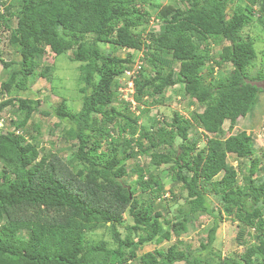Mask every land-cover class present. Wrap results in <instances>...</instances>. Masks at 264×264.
I'll list each match as a JSON object with an SVG mask.
<instances>
[{"label": "trees", "instance_id": "1", "mask_svg": "<svg viewBox=\"0 0 264 264\" xmlns=\"http://www.w3.org/2000/svg\"><path fill=\"white\" fill-rule=\"evenodd\" d=\"M156 1L0 0V25L15 19L8 41L17 50L14 59L0 56L5 70L17 66L0 81V120L8 106L22 114L10 123L13 129L0 128V264H264V174L251 133L233 129L264 92L256 84L264 73L248 71L257 54L254 40L241 33L255 20L264 26V0H232L228 9L230 0H169L155 15L159 29L144 42L149 13L141 7ZM104 43L126 55L104 53ZM46 50H70L71 61L80 63L78 111L63 97L56 104L44 101L43 108L40 99L22 96L38 76L50 80L52 65H40ZM262 54L264 65V48ZM172 63L177 70L164 71ZM127 69L134 70L136 113L116 91ZM203 69L214 75L213 83ZM179 83L183 96L204 104L195 124L178 112L163 124L161 115L140 105H149L150 96L162 102ZM35 111L56 117L54 128L75 142L74 151L41 152L38 126L28 137L21 130ZM138 154L147 156L145 164L135 160ZM228 154L238 159L239 170ZM162 172L185 190L171 216L156 209L165 191ZM207 192L216 196V206ZM125 211L132 223H123ZM201 216L212 221L198 251L174 243L137 252L147 243L178 238L199 226ZM225 217L239 221L241 248L222 257L213 242Z\"/></svg>", "mask_w": 264, "mask_h": 264}, {"label": "rangeland", "instance_id": "2", "mask_svg": "<svg viewBox=\"0 0 264 264\" xmlns=\"http://www.w3.org/2000/svg\"><path fill=\"white\" fill-rule=\"evenodd\" d=\"M167 1L169 0H157L150 5H143L141 7L149 13L148 20L143 21L142 19V26L144 28V30L142 31V37L144 42H146L148 39L147 33L156 32L159 29V24L156 20L155 15L159 11L160 7ZM172 1L174 4H176L174 0ZM230 3H232V5H230ZM229 6L233 8L232 0L227 2V9L229 8ZM253 7L254 9H256L255 6ZM254 16H257L256 12ZM14 26L15 19L13 18L7 21V26L5 24L0 25V56L5 61L14 59L17 56L16 47L11 45L8 41L10 30ZM241 33L242 35L249 34L252 37V39L254 40V48L257 53L248 70L250 76L256 75L259 71L264 73V65L262 61V53L264 48V26L257 20H255L252 24L245 26ZM100 46L104 53L114 52L121 57H124L127 52L126 49L122 48L118 50H112L110 45L106 43L101 44ZM213 48L216 49L217 47L214 46ZM139 52L140 51H138V53ZM70 55V50H67L65 53L59 55H55L50 50H46L43 57L41 58L40 65H52L53 68L50 72V80H46L44 77L38 76L30 85V89L21 93L22 96H30L40 99L42 102L39 106H42L43 108L48 107V103H45L44 101H49L53 104H56L60 101L61 97H63L70 110L78 111V109H80L82 105V93L79 92V87L82 86L83 83L80 82L78 78V67L80 63L71 61ZM169 68L177 70V64L172 63V65L166 67L164 71L168 70ZM15 69H17V66L13 65V67H9V69L5 70L4 68H2V64L0 63V81L4 80L7 77L8 73ZM228 69L229 67L227 65H224L223 68H220L223 73H225V71H227ZM203 71L205 75L206 69H203ZM212 76L214 75L206 74L204 79H206V82L213 83L211 78ZM256 84L264 89V80L258 81L256 82ZM52 86H54V89L56 90L52 91ZM182 91V84H176L174 85V87L166 90L164 100L162 102H157L153 99L151 100L150 98L152 97L150 96V98L146 99L149 102V105L146 104L145 106L149 109L150 114L155 113L157 116L161 115L163 117V124L170 122L173 119L175 112L180 113L181 116L185 118L191 119V122L195 124V113L202 111L204 104H199L195 101L192 102L190 98L182 95ZM14 110V107L8 106L1 111V115L4 118V121H2L0 126L2 132H5V130L13 129V126L10 123L22 117V114H15ZM146 116H143L144 120L145 118H149V114H147ZM55 121L56 117L54 115L48 116L41 114L39 111H35L32 115V118L21 128V130H24V132L26 130L27 133H25L28 137L29 134L37 133V130H35L33 127L34 125L38 126V146L41 147V152L44 154L50 155L54 153L57 155H62L74 151L75 142L65 140L63 137H61L59 133L60 126L56 128H54L53 126ZM228 123V120H226L223 124L225 135L228 134ZM62 124L67 126L66 121L62 122ZM233 129L235 131L245 130L247 133H251L254 145L253 156L259 159V173L264 174V168L262 169V164L264 165V92L259 93L257 107L254 108L251 113L246 114L244 117H239ZM192 132L193 127L188 130L190 136ZM143 141L144 145L146 146L148 142L146 140ZM174 141L175 144H177L180 140L176 138L174 139ZM203 141L204 139H202L200 142ZM105 147L106 143L104 142L100 149H106ZM120 150L122 151V147H120ZM147 159V156L138 154L135 160H139L141 164H145ZM227 161L239 170V161L232 154H228ZM246 166L247 161L242 160V168H245ZM161 170L162 168L158 172H161ZM131 176L134 179L136 175L132 174ZM161 176L164 182L165 191L162 194L163 199L158 203L156 209L162 208L165 215L171 216L176 207L183 202L185 190L181 187L180 184L171 181L169 177H167V175L165 176V173L162 172ZM219 177L220 175L218 174L215 178ZM238 182H241L240 174H238ZM170 190H172V192H170ZM172 194L176 195V200L172 199ZM207 197L211 205L213 204L216 206V196L213 195L212 192H207ZM167 198H169V200H167ZM205 217H200L202 222L199 226L190 228L186 233L180 235L178 238L176 236H172L169 240H164L160 243H147L140 250H137V252L139 253L156 248L166 249L169 245L174 243L176 244L178 249H182L186 252L198 251L200 248V243L205 241L207 230L210 227L212 221L210 217ZM122 219L123 223H132L131 216L127 211L123 213ZM238 228L239 221L231 220L229 217H225L219 222V227L215 234L213 247L220 252V255L222 257L233 255L234 252L240 250L241 243L236 238ZM118 229L124 233L123 224L119 225ZM99 232H103V229H99L97 233ZM247 238L248 236L245 235V239ZM176 264L182 263L179 262Z\"/></svg>", "mask_w": 264, "mask_h": 264}, {"label": "built area", "instance_id": "3", "mask_svg": "<svg viewBox=\"0 0 264 264\" xmlns=\"http://www.w3.org/2000/svg\"><path fill=\"white\" fill-rule=\"evenodd\" d=\"M134 70H125V76L123 79H126L123 81L122 85L118 87V92L120 97L128 100L131 102V108L135 109L136 108V102L133 100L131 94L134 91V82L131 77L133 74Z\"/></svg>", "mask_w": 264, "mask_h": 264}, {"label": "clouds", "instance_id": "4", "mask_svg": "<svg viewBox=\"0 0 264 264\" xmlns=\"http://www.w3.org/2000/svg\"><path fill=\"white\" fill-rule=\"evenodd\" d=\"M215 69H216V68H215ZM124 76H125V72L122 73V75H121L120 78H119V83H118V86H117L116 91H118V87H119L120 85H122L123 81L126 80V79H123ZM133 82H134V81H133ZM133 84H134V83H133ZM134 93H135V86H134V91H133V93L131 94V96H132L133 100L136 102V105H139V104L137 103L136 99L134 98V97H135ZM121 99L124 100V101H126V102H130V101H128V100H126V99H124V98H122V97H121ZM190 100H191V99H190ZM140 105L145 106V104H142V103H141ZM129 108L131 109V105H129ZM131 110H132V109H131ZM132 111H135V112H136L137 109L135 108V109H133ZM2 118H3V117H2ZM1 123H2V119L0 120V126H1ZM15 132H16V133H20L21 131L16 129Z\"/></svg>", "mask_w": 264, "mask_h": 264}]
</instances>
